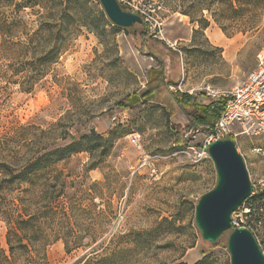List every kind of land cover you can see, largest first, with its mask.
Wrapping results in <instances>:
<instances>
[{"label": "rangeland", "instance_id": "rangeland-1", "mask_svg": "<svg viewBox=\"0 0 264 264\" xmlns=\"http://www.w3.org/2000/svg\"><path fill=\"white\" fill-rule=\"evenodd\" d=\"M118 1L125 10L143 14L144 25L118 26L100 0H90L89 26L80 28L53 71L31 92L12 83L0 89L2 132L25 125L37 137L63 130L79 136L95 129L112 142L108 155L95 168L87 151L57 164L67 181L66 195L59 201L65 203L69 218L49 214L42 218L38 211L36 222H43L47 235L56 223H70L73 231L46 246L42 263L231 264V230L210 242L196 223L200 197L218 181L213 159L208 151H201L210 129L191 126L169 94L160 95V102L143 98L159 62L148 50L142 52L140 33L148 28L152 47L157 43L181 55L165 74L166 80L178 83L171 89L209 105L206 87L230 88L255 69L256 53L264 50V11L262 23L247 32L229 31L227 36L213 22L204 33L194 35L197 25L187 16L158 12L147 0ZM14 8L0 7V13L12 17ZM37 9L22 7L16 15L28 27H36ZM131 134L139 135L141 150L130 142ZM256 146L264 149V134L239 139L237 150L246 163L253 192L233 216L253 232L264 253V152H256ZM146 155L151 164L141 167ZM75 201L79 205L73 209ZM8 231V222L1 219L3 249L9 247Z\"/></svg>", "mask_w": 264, "mask_h": 264}, {"label": "trees", "instance_id": "trees-1", "mask_svg": "<svg viewBox=\"0 0 264 264\" xmlns=\"http://www.w3.org/2000/svg\"><path fill=\"white\" fill-rule=\"evenodd\" d=\"M147 2L154 3L152 8L158 12L167 10L187 16L191 24L197 25L193 29L194 35L204 33L213 22L230 36L229 31L244 33L258 27L263 20L264 0ZM89 4L90 0L0 1V7H15L12 17L0 13V89L12 83L19 85L22 91L31 92L53 71V66L71 48L80 28L89 26L88 20L93 12ZM22 7H40L35 10L36 27H28L24 19L16 15ZM137 13L144 22L145 16ZM150 36L151 32L144 27L140 33L141 50H148V54L159 62V67L151 71L143 98L160 102V95L169 94L185 113L191 126L211 130L223 110V102L202 105L196 103L191 94L177 88L171 89L178 83L166 80L165 74L181 60V55L157 43L152 47L148 38ZM28 129V126L21 125L20 129L0 131V220L4 219L9 224V247H0V264H43L46 261V246L63 238L65 232L73 231L70 223H56L47 235L43 222L39 225L36 222L38 211H42V218L48 214L58 219L69 218L65 203L59 201L66 195L67 181L64 171L57 164L75 153L87 151L93 160L91 168H95L108 155L112 146L111 140L95 129L79 136L62 133L68 130L50 135L42 129L48 136L38 137ZM69 136L71 139L65 142ZM71 205L74 209L79 203L75 201ZM65 242L67 250H72L68 241ZM78 246L77 243L73 248Z\"/></svg>", "mask_w": 264, "mask_h": 264}, {"label": "water", "instance_id": "water-1", "mask_svg": "<svg viewBox=\"0 0 264 264\" xmlns=\"http://www.w3.org/2000/svg\"><path fill=\"white\" fill-rule=\"evenodd\" d=\"M100 2L109 19L118 26L128 28L143 23L141 15L123 9L118 0ZM208 152L215 163L218 181L196 205L197 226L210 242L231 230L228 241L231 264H264V253L253 232L244 225H233V214L253 192L244 158L231 138L210 142Z\"/></svg>", "mask_w": 264, "mask_h": 264}, {"label": "built area", "instance_id": "built-area-1", "mask_svg": "<svg viewBox=\"0 0 264 264\" xmlns=\"http://www.w3.org/2000/svg\"><path fill=\"white\" fill-rule=\"evenodd\" d=\"M205 93L212 102L222 101L223 110L216 118L209 139L201 149L204 154L212 141L231 138L238 147L240 138L252 139L264 134V50L256 53L255 69L237 85L225 89L208 86ZM130 142L137 149H142L139 135L131 134ZM254 150L258 153L264 152L262 146H256ZM140 162L141 167L151 164L147 155ZM151 171L156 170L152 167ZM233 225L240 226L234 216Z\"/></svg>", "mask_w": 264, "mask_h": 264}]
</instances>
